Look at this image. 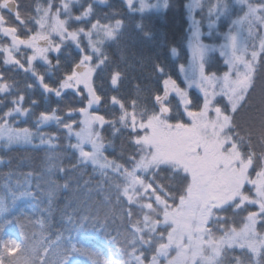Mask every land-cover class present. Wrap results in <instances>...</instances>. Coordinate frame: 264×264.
<instances>
[{
	"label": "snow or ice",
	"instance_id": "obj_1",
	"mask_svg": "<svg viewBox=\"0 0 264 264\" xmlns=\"http://www.w3.org/2000/svg\"><path fill=\"white\" fill-rule=\"evenodd\" d=\"M74 4L79 14L72 12ZM97 5L110 11L99 15ZM120 5L33 0L22 8L20 0H0V142L31 145L39 136L53 149L57 137L46 139L41 127L54 122L66 133L65 151L71 155L67 166L49 155L48 175L68 176L91 166L99 173L98 194L105 193L93 202L90 190L76 206L69 204L60 224L51 225L58 228L55 239L44 236L48 217L36 221L39 238L36 233L17 238L3 228L17 202L39 204L43 196L51 216L57 194L69 190L71 182L49 179L45 187L29 171L21 174L23 181L6 183L0 191V264H224L226 259L229 264H264V88L250 102L264 69V0H187L190 57L187 67L181 63L176 69L183 80L157 62V86L143 97H109L96 81L107 71L105 80L119 92L125 73L118 64L113 67L106 49L123 37L125 14H139L135 28L150 37L142 23L145 13L166 11L171 3L120 0ZM197 10L204 14L200 20ZM205 19L207 33L202 31ZM205 35L219 43H205ZM69 48L75 55L62 59ZM169 51L178 58L175 46ZM217 52L222 68L210 70V54ZM9 71L24 74L28 91L38 87L47 98L62 101L71 95L73 100L64 108L41 111L35 132L18 127L38 101L24 106V90L6 76ZM246 108V119H238ZM116 138H122L123 146L118 157L109 158L106 152L115 151ZM117 215L123 231L114 236L107 229ZM236 216H241L240 226ZM101 235L121 245L119 260L107 254L101 258L89 243Z\"/></svg>",
	"mask_w": 264,
	"mask_h": 264
},
{
	"label": "trees",
	"instance_id": "obj_2",
	"mask_svg": "<svg viewBox=\"0 0 264 264\" xmlns=\"http://www.w3.org/2000/svg\"><path fill=\"white\" fill-rule=\"evenodd\" d=\"M154 0H152L153 2ZM58 2V0H57ZM187 0H170L171 7L166 11H156L149 10L145 13L142 23L145 25L147 30H150L151 36L145 37L138 29L135 28V22L141 21L139 14L135 17L128 16L125 14V24L124 35L117 44H112L111 47L107 48L106 51L113 61V67L117 64L119 65L122 72L125 73L123 82L120 84L119 92H114L105 78L108 76L107 71L101 73V78L97 79L96 84L101 87V92L107 96L119 95L124 97H129L133 95H147V90L154 89L157 86L158 77L153 72V65L157 62L162 63L166 70H171L174 78L182 81L183 77L177 72V66L181 63L188 64L190 53L187 47L188 28L189 21L187 17L186 9L184 4ZM22 8H28L33 4V0H20ZM82 3L86 5L87 0H82ZM109 4L115 8H120V0H109ZM207 5L205 6L206 13ZM80 6L74 4L72 6V12L74 14H79ZM110 11V8L106 5H97L96 12L99 15H103ZM126 13V9H125ZM196 19H202V14L199 10L194 13ZM226 30V22H221L220 31ZM202 31L207 33V20H204V26ZM210 40L207 35L203 36V41ZM216 40V39H215ZM218 41V40H216ZM175 46L178 49L179 56L173 57L169 51L171 47ZM69 53L75 55L73 49H65L62 59L66 58ZM53 56L55 53L52 54ZM55 63V60H53ZM38 67L43 71V67L38 64ZM217 68H222V60L219 57V53L210 54V70H215ZM3 69L0 68V71ZM6 76L9 79H14L19 82V87L24 90L26 96L24 106L29 107L32 99L38 101V103L33 106V114L24 118H21L23 122L19 123L17 126L24 128L28 127L33 132L36 131L35 128V117L39 115L41 111L50 109L53 107L64 108L69 102L73 100L71 95L66 96L62 101H57V99L52 96L47 98L42 94L40 88H36L33 91H28L24 89V84L27 78L22 72H6ZM264 88V69L261 70L260 75L257 79L256 90L252 94V101H257L259 98L261 89ZM192 96L195 98L196 90L192 89ZM257 97V98H255ZM77 107L79 105H76ZM247 108L242 110L240 117L238 119H246ZM101 114L104 112V108L100 109ZM63 115V112L60 113ZM79 119V117H77ZM42 133L47 139L48 135L55 134L57 139L53 140V149H50L47 144L40 143V137L35 136L33 139V144L31 145H13L11 147H1L0 146V191H3V186L8 184H15L17 180L23 181L24 177L22 173H27L29 171L34 172L40 177V183L47 187L46 182L49 179L56 180L57 183L63 184L66 180L71 182V188L69 190H61L57 194V199L52 205V215L49 216L46 211L48 205L45 197L41 196L38 199L42 200V203H34L31 201H19L17 205L21 206V214L26 215L25 217H32L33 221H38L48 217L46 227L44 230V236L55 239L52 234L56 232L58 228H53L51 225L55 223L57 226L61 221V213L69 205L76 206L80 200L85 199L89 191L91 190V200L97 202L101 200L104 196V192H97V184L100 179L99 173L94 172L92 167L81 168L77 172L70 173L68 176H63L59 173H54L52 176L48 175L47 172V157L49 155H55L58 159L55 161L56 164H61L67 166V157L71 155L70 152L65 151L68 140L66 133L58 129L54 122L43 125L41 127ZM105 136L111 140V135L109 132H105ZM73 142L74 139H73ZM122 138H116L114 141V148H109L106 155L109 158L118 157L120 150L122 148ZM28 159V169H24L26 160ZM11 174V175H9ZM36 175L32 178L33 186L37 183ZM93 177H96L93 179ZM85 182H89V187L85 188ZM71 211V208H68ZM231 216V212L228 213ZM10 219L11 222L3 226L4 229L21 227L20 225L14 224L15 219ZM236 226H240L241 216L234 217ZM38 224V223H37ZM39 225V224H38ZM40 227V226H39ZM123 231L119 215H117L115 221L109 220V228L107 231L111 232L112 235H116L117 231ZM41 232V229H40ZM89 243L93 248L100 254L101 258L107 254V256L113 260H119L120 253L117 250L121 247L120 244H110L103 236L100 237L93 236ZM236 254H239V250H236ZM149 257L151 253H148ZM83 259V258H81ZM224 264H229L226 259Z\"/></svg>",
	"mask_w": 264,
	"mask_h": 264
},
{
	"label": "rangeland",
	"instance_id": "obj_3",
	"mask_svg": "<svg viewBox=\"0 0 264 264\" xmlns=\"http://www.w3.org/2000/svg\"><path fill=\"white\" fill-rule=\"evenodd\" d=\"M149 2H152V0H149ZM204 42L205 43H219V40L218 41H216L215 39L206 40V38H205ZM186 67H187V65H186ZM255 98H257V97H255ZM252 99H254V98H252ZM257 100H258V98H257ZM0 146L1 147H5L3 145V142H0ZM25 160H26V162H25V165H24V169H28V159H25ZM0 163H1V157H0ZM20 214H21V206L17 205L16 209H15V212H14L13 216L10 217V219H13V218H15L16 216H18ZM14 229L16 230V232H14V233H13V230H10V229H7V231H5V232L9 233V234H11V235H13V236H15L17 238H18V236H17L18 234L22 237L25 234L28 235V236H31L33 233H35V228L31 227V224H30L29 220L24 221L21 227H16Z\"/></svg>",
	"mask_w": 264,
	"mask_h": 264
}]
</instances>
